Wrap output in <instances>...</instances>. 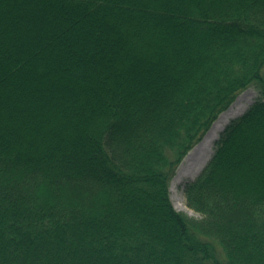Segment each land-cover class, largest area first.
Wrapping results in <instances>:
<instances>
[{"label":"trees","instance_id":"1","mask_svg":"<svg viewBox=\"0 0 264 264\" xmlns=\"http://www.w3.org/2000/svg\"><path fill=\"white\" fill-rule=\"evenodd\" d=\"M0 264H264V0H0Z\"/></svg>","mask_w":264,"mask_h":264},{"label":"rangeland","instance_id":"2","mask_svg":"<svg viewBox=\"0 0 264 264\" xmlns=\"http://www.w3.org/2000/svg\"><path fill=\"white\" fill-rule=\"evenodd\" d=\"M254 97L255 92L252 89H248L238 95L231 106L219 115L202 140L187 154L178 166L169 184L170 200L176 210L185 212L191 217L197 219L200 218L199 214L185 206L180 187L183 182L194 178L198 174L200 169L205 165L211 156L213 143L220 131L229 120L242 114L247 106L252 102Z\"/></svg>","mask_w":264,"mask_h":264},{"label":"bare ground","instance_id":"3","mask_svg":"<svg viewBox=\"0 0 264 264\" xmlns=\"http://www.w3.org/2000/svg\"><path fill=\"white\" fill-rule=\"evenodd\" d=\"M189 213V212H188Z\"/></svg>","mask_w":264,"mask_h":264}]
</instances>
